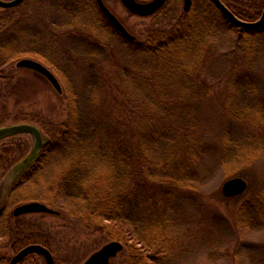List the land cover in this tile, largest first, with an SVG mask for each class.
<instances>
[{
    "label": "trees",
    "instance_id": "16d2710c",
    "mask_svg": "<svg viewBox=\"0 0 264 264\" xmlns=\"http://www.w3.org/2000/svg\"><path fill=\"white\" fill-rule=\"evenodd\" d=\"M221 1L244 21L257 20L264 7L262 2L250 13L243 0ZM86 6L92 20L81 23L75 18L67 29L70 40L89 43L86 59L81 60L87 66L89 84L103 89L102 82H94L96 71L112 68L118 75V83L105 89L109 100L99 115L90 109L95 99L90 85L80 99L52 57L17 46L16 35L3 36L5 18L0 17V68L23 57L42 61L62 81L66 103V116L60 123L20 117V122L37 125L46 140L35 159L6 188L0 245L8 252L0 255V264L7 253L29 244H40L52 253L43 231L27 229L19 220L22 216H12V208L32 201L55 210L56 215H49L53 218L67 215L91 232H99L107 242L121 243L123 250L116 257L120 264H174L175 199L201 185L198 167L203 157L217 154L218 170L227 179L252 166L260 153L258 132L235 137L225 130L220 140L208 143L197 137L198 73L207 50L216 42L212 29L224 26L235 37L232 40L242 49L239 59L245 67L241 76L232 75L227 83L223 114L255 127L264 120V90L248 72L255 64L264 24L258 29L239 28L210 0H192L190 10L182 11L170 28L151 30L142 41L131 42L108 24L94 0H87ZM112 37L124 41L128 50L124 57L113 59L105 53L102 44ZM241 104L246 105L240 112ZM9 119L8 113L0 111V127ZM263 215L264 188L235 211L238 234L256 231Z\"/></svg>",
    "mask_w": 264,
    "mask_h": 264
},
{
    "label": "rangeland",
    "instance_id": "374dc122",
    "mask_svg": "<svg viewBox=\"0 0 264 264\" xmlns=\"http://www.w3.org/2000/svg\"><path fill=\"white\" fill-rule=\"evenodd\" d=\"M243 1L250 13L254 12V7L264 2ZM103 2L138 41H142L151 30L170 28L182 13L181 0H168L158 13L149 17L130 14L120 0ZM86 3L87 0H24L16 9L0 10V17L5 18L3 36L16 35L19 37L17 46H29L30 49L39 50L52 57L64 71L62 75L74 85L80 99L84 97L86 86L90 85V91L95 95L90 109L94 115H99L106 111L109 100L105 89H109V84L112 86L118 83V75L112 68L99 74L96 71L94 82H102L103 89L93 82L89 84L87 66L81 62L86 59L87 50H90L87 49L89 43L70 40V29H67V24L75 18L81 23L92 20V12L87 9ZM235 5L240 7V4ZM212 33L216 42L211 45L212 50H207L198 73L200 92L196 103L197 137L201 142L208 143L220 140L225 130H229L235 137L258 132L260 153L252 166L227 179L218 170L217 154H206L203 157L201 166L198 167L201 185L195 191L183 192L175 199L178 210L172 231V260L174 264H264V215L256 231L248 234L239 235L234 225L235 211L239 205L264 188V120L252 127L248 123L231 121L224 116L222 103L229 94L226 93L229 87L227 83L232 75L241 76L245 67L239 59L242 49L234 45L235 40H232L235 37L220 25L214 27ZM121 41L125 40L112 37L103 43L105 53L109 52L113 59L124 57L128 50ZM34 60L44 64L40 60ZM15 62L16 60L0 68V111H5L10 117L2 126L23 123L20 122V117H27V120L40 117L44 123L63 122L66 103L63 96L64 86L59 76L53 72L62 88L60 94L42 77L17 68ZM248 74L256 77L264 90V36L260 41L255 64ZM245 105L241 104L237 108ZM42 136L46 140L43 132ZM33 146V137L25 133L0 138V210L5 204L7 186L13 182L14 177L21 174V169L16 173L13 171L30 156ZM235 177L245 180L246 190L235 198L223 197L222 184ZM19 220L27 229L43 231L49 237L55 261H65V264H81L107 243L99 232H91L82 223L67 215L53 218L49 215L32 214L24 215ZM6 251L8 249L0 245V255ZM120 263V258L113 260V264ZM21 264L43 262L40 257L31 255Z\"/></svg>",
    "mask_w": 264,
    "mask_h": 264
},
{
    "label": "water",
    "instance_id": "95a60500",
    "mask_svg": "<svg viewBox=\"0 0 264 264\" xmlns=\"http://www.w3.org/2000/svg\"><path fill=\"white\" fill-rule=\"evenodd\" d=\"M167 0H151L149 2H138L136 0H120L122 6L131 14L138 17H148L156 13ZM182 10L184 12L189 11L191 6V0H182ZM216 8L224 15L225 18L234 26L239 28L247 29H258L264 24V8L260 15V18L256 21H244L237 18L223 3L221 0H210ZM22 0L3 1L0 0L1 8H10L20 4ZM98 10L101 15L107 20V22L127 41H134L135 37L131 35L125 27L120 23L116 16L109 11L104 5L102 0H95ZM17 68H24L38 73L43 76L52 88L57 92L61 93V86L55 77V75L48 70L41 63L31 59H21L16 63ZM26 133L33 137L34 146L30 153V156L23 160L20 165L15 169L13 173L20 171L25 168L33 158L37 155L38 151L43 145V139L39 130L30 124H20L8 127L0 128V138L17 134ZM247 188V183L242 178H231L226 180L221 187V193L224 197L232 198L241 195ZM44 213L50 215H56L57 212L47 207L46 205L39 202H30L22 204L14 208L12 215L19 217L26 214ZM123 246L116 241L109 242L103 245L98 251L90 255L83 264H112L111 260L114 259L119 252H121ZM34 253L40 255L44 259V264H54L53 257L50 252L40 245H29L18 252L10 261V264H17L21 262L27 255Z\"/></svg>",
    "mask_w": 264,
    "mask_h": 264
},
{
    "label": "flooded vegetation",
    "instance_id": "af4514ba",
    "mask_svg": "<svg viewBox=\"0 0 264 264\" xmlns=\"http://www.w3.org/2000/svg\"><path fill=\"white\" fill-rule=\"evenodd\" d=\"M3 1H13V0H3ZM168 1V0H167ZM23 2H24V0H22V2L20 3V4H18V5H16V6H14V7H10V8H0V10H12V9H16V8H18L19 6H21L22 4H23ZM143 2V1H142ZM166 4V3H165ZM164 7V6H163ZM162 7V8H163ZM161 8V9H162ZM160 11V10H159ZM24 248V247H23ZM17 252H12V251H10V253H7V256H4V260H3V263L5 264L6 262H7V264H9L10 263V259L12 258V256L13 255H15ZM29 256H31V254L30 255H28L27 257H25V259L26 258H28ZM8 257V258H7ZM24 261V260H23ZM22 261V262H23ZM22 262H20V263H18V264H21Z\"/></svg>",
    "mask_w": 264,
    "mask_h": 264
}]
</instances>
